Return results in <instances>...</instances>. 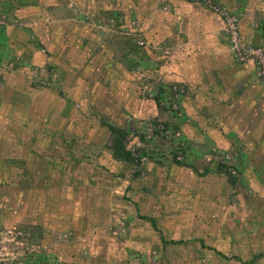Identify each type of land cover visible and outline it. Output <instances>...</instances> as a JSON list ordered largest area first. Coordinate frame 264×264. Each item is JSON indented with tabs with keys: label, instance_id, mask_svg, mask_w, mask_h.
I'll use <instances>...</instances> for the list:
<instances>
[{
	"label": "rangeland",
	"instance_id": "1",
	"mask_svg": "<svg viewBox=\"0 0 264 264\" xmlns=\"http://www.w3.org/2000/svg\"><path fill=\"white\" fill-rule=\"evenodd\" d=\"M121 2L115 0V5L120 8ZM67 3L75 16L79 6ZM161 6L167 9L165 4ZM117 11L112 16L93 15V29L107 36L105 53L117 61L121 75L123 67L143 74L136 77L142 82L137 85L136 98L151 99L157 106L151 114L147 110L145 119L123 112H113L118 121L104 116L126 131V148L134 159L114 158L109 146L112 135L95 131L103 115L59 91L61 72L51 65L45 76L52 83L51 98L56 100L58 95L62 100V128L50 129L49 145L37 140L14 142L8 138L15 137L0 135V194L5 199L0 197V264H242L230 257L247 261L254 254L264 253V191L251 188L240 174L237 153L213 147L210 167L200 157L187 154L180 128L183 122L189 123L179 102L184 92L178 97L177 107L168 104L167 97L173 96V88L180 84L164 83L153 67L156 63L168 65L172 50L160 42L154 46L137 20H132L130 27L124 13ZM7 12L0 15L1 23L24 26L12 11ZM87 17L83 18L85 23L90 21ZM260 21L259 29L264 33V18ZM22 33L28 43L39 39L31 28L25 27ZM71 51L73 62L62 64L71 81L80 71L86 74L100 65L89 59L80 62L82 51L77 52L75 46ZM85 51L83 59L89 49ZM34 69L32 76L45 83L44 73ZM54 119H50L52 124ZM2 130L4 127H0ZM14 135L21 133L15 131ZM44 154L50 168L37 167L40 164L32 160V156L42 160ZM195 171L209 174L198 176ZM16 181L23 188L22 194L12 196ZM89 186L104 190L91 198L95 209L77 206L83 219L79 227L73 221L71 203L75 195L86 200ZM32 188L39 189L34 192ZM33 192L34 205H16L31 201ZM43 192L46 196L40 194ZM59 198L70 206L62 207ZM70 208L72 213L63 216ZM141 215L152 216L156 229ZM173 240L182 242L168 243ZM249 264H264V258Z\"/></svg>",
	"mask_w": 264,
	"mask_h": 264
},
{
	"label": "crops",
	"instance_id": "2",
	"mask_svg": "<svg viewBox=\"0 0 264 264\" xmlns=\"http://www.w3.org/2000/svg\"><path fill=\"white\" fill-rule=\"evenodd\" d=\"M69 1L79 6L75 16L69 10L67 0H0V15L12 11L21 19L23 27L33 29L34 35L39 38L34 43H28L22 26L0 22V127H4L0 135L15 137L8 138L14 142L19 139L22 142L37 140L49 145L50 129L53 126L62 128V100L58 95L56 100L51 98L52 83L50 77L45 76L51 65L61 72L59 91L83 103L80 104L82 107H90L103 115L100 119L105 121L99 119L98 127L104 130L96 128V133L105 131L111 136L107 125H118L106 117L116 120L115 113L123 112L128 117L132 115L145 119L149 115L147 110L150 114L156 111V103L151 99L136 98L137 85L142 84L136 77L143 74L124 70L123 67L121 75L117 61L105 53L109 43L107 36L93 29V15L112 16L115 10H121L128 26L131 27L132 20H137L139 29L154 46L160 42L169 45L172 50L168 65L156 63L153 67L155 75L160 76L164 83H178L184 89L179 102L189 123L183 122L180 128L187 142V154L197 159L200 157L201 162L210 167L213 147L237 153L240 174L251 188L257 192L264 191V83L256 79L251 62L236 63L232 60L226 32L216 15L185 0H122L120 8L115 5V0ZM217 1L238 13L242 37L252 44L259 43L263 32L258 23H261L259 19L263 22L264 0ZM162 4L166 5V10ZM46 7H49L48 11H44ZM87 15L90 21L85 23L83 18L88 19ZM74 46L77 52L82 51L84 55L89 49L85 59L82 54L79 55L80 62L89 59L100 65L90 72L87 70L86 74L80 71L71 81L69 76L66 77L64 71L67 74L68 70L62 64L73 62L70 55ZM34 68L44 73L45 83L32 76ZM51 118H55V123H51ZM15 131L21 135L15 136ZM2 140L6 141L5 138ZM32 160L40 164H36L37 167L52 166L47 154L42 160L34 156ZM196 163L199 164V161ZM195 173L202 176L208 171ZM16 182L12 196L22 194L20 190L23 188ZM38 189L34 191L32 188V191ZM101 191L96 186H89L86 188V200L80 199L81 195L80 198L73 196V221L78 222L79 227L83 219L77 206L95 209L97 205L93 206L91 198L95 192ZM34 192L31 201L16 205L24 206L31 202L34 205ZM40 194L46 196L45 192ZM0 197L3 198V195L0 194ZM42 199L40 204H43ZM58 202L62 207L70 206L67 200L62 202V198ZM72 208L63 212V216L72 213ZM139 217L156 229L152 216Z\"/></svg>",
	"mask_w": 264,
	"mask_h": 264
},
{
	"label": "built area",
	"instance_id": "3",
	"mask_svg": "<svg viewBox=\"0 0 264 264\" xmlns=\"http://www.w3.org/2000/svg\"><path fill=\"white\" fill-rule=\"evenodd\" d=\"M193 3L212 11L221 20L227 35L231 58L236 63L251 62L254 66L255 77L264 83V33L257 44L246 41L240 33L239 15L229 10L217 0H191ZM184 92L183 88H173V96L167 97L168 104L177 107L178 97ZM229 155H225L228 158ZM234 173V171H232Z\"/></svg>",
	"mask_w": 264,
	"mask_h": 264
},
{
	"label": "trees",
	"instance_id": "4",
	"mask_svg": "<svg viewBox=\"0 0 264 264\" xmlns=\"http://www.w3.org/2000/svg\"><path fill=\"white\" fill-rule=\"evenodd\" d=\"M107 127L109 128L111 135H112L110 148L112 150L114 158L120 159L123 161H133L134 158L132 157L131 152L126 148V143H125V140L127 137L126 131L122 128L117 127V126L107 125ZM230 181L233 182L235 180L231 178ZM170 242L177 244V243H180L182 241L181 240H177V241L173 240ZM217 253L220 254L221 256L225 257V255L222 254L221 252L217 251ZM230 258L235 259L242 264H249V263H252V262L258 260L259 258H264V253L259 252L257 254H254L247 261H242L239 258H237L236 256H231Z\"/></svg>",
	"mask_w": 264,
	"mask_h": 264
}]
</instances>
